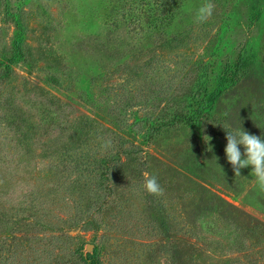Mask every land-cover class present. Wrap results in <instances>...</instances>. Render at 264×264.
Masks as SVG:
<instances>
[{
	"label": "rangeland",
	"instance_id": "rangeland-1",
	"mask_svg": "<svg viewBox=\"0 0 264 264\" xmlns=\"http://www.w3.org/2000/svg\"><path fill=\"white\" fill-rule=\"evenodd\" d=\"M226 129L264 137V0H0V234L60 236L0 264H264Z\"/></svg>",
	"mask_w": 264,
	"mask_h": 264
},
{
	"label": "clouds",
	"instance_id": "clouds-1",
	"mask_svg": "<svg viewBox=\"0 0 264 264\" xmlns=\"http://www.w3.org/2000/svg\"><path fill=\"white\" fill-rule=\"evenodd\" d=\"M214 7L211 2L201 5L196 12V21L199 23L207 21L212 16ZM204 139L207 142L211 140V137L205 136ZM226 140V157L233 167L235 176H240L241 169L251 165V175L256 178L259 189L264 191V137L250 134L246 130L230 131L226 129ZM241 145L244 147L243 152L240 148ZM143 187L149 194L156 196H161L164 192L157 177L147 172L144 173Z\"/></svg>",
	"mask_w": 264,
	"mask_h": 264
},
{
	"label": "trees",
	"instance_id": "trees-1",
	"mask_svg": "<svg viewBox=\"0 0 264 264\" xmlns=\"http://www.w3.org/2000/svg\"><path fill=\"white\" fill-rule=\"evenodd\" d=\"M59 237H60L59 235H51L50 233H47V234L41 235L38 238V240L36 239V241L31 242L26 239L21 240V237L19 236H15L12 238H7V237L4 238V236L0 234V244H2V242L11 243V244L15 242L14 245L17 246L20 252H34V254H32L31 256L36 254L38 255V257H41L46 251V248L50 247L51 241L53 239L58 240ZM31 261H35V258H32Z\"/></svg>",
	"mask_w": 264,
	"mask_h": 264
}]
</instances>
